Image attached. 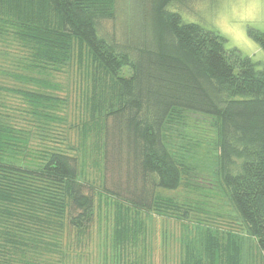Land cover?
Instances as JSON below:
<instances>
[{
    "label": "trees",
    "instance_id": "obj_1",
    "mask_svg": "<svg viewBox=\"0 0 264 264\" xmlns=\"http://www.w3.org/2000/svg\"><path fill=\"white\" fill-rule=\"evenodd\" d=\"M182 1L140 0L118 38L106 28L118 0H0V264H66L63 233L93 222L96 194L115 208L116 264L139 244L144 212L203 227L180 264H242L237 233L165 194L182 187L226 188L264 256V69L169 9ZM249 35L264 50V31ZM75 73L77 126L59 81ZM109 148L125 166L126 196L104 175L99 187L87 179L93 154L106 169Z\"/></svg>",
    "mask_w": 264,
    "mask_h": 264
},
{
    "label": "rangeland",
    "instance_id": "obj_2",
    "mask_svg": "<svg viewBox=\"0 0 264 264\" xmlns=\"http://www.w3.org/2000/svg\"><path fill=\"white\" fill-rule=\"evenodd\" d=\"M139 2L140 0H118L117 19L106 23L107 30L120 38L121 30L126 26L130 14L138 13ZM169 9L178 13L185 23L199 24L219 32L226 38L227 48L238 49L244 56L250 57L258 69H264V50L249 35L250 28L264 31V0H185L173 4ZM71 78L69 81L68 78H59V81L65 84L64 89L70 90L69 105L66 109L68 124L75 123L77 126L85 119V104L80 76L75 73ZM60 94L66 95V90ZM8 101L20 104L16 98H10ZM68 124L65 126L68 127ZM71 140L73 145L79 146L81 139L76 127L71 131ZM91 149L92 143L89 142L88 150ZM108 151L105 170L102 157L99 160L101 166L95 165L93 154L86 167L87 179L99 187L104 175L107 189L126 196L125 166L115 154H111L110 148ZM165 194L203 208L200 213L192 214L193 218H199L202 223L221 231L237 233L243 244L242 264H264V256L257 241L247 233L241 223L226 188H222L220 192L207 193L190 192L182 187ZM140 217L144 220V227L139 235V244L129 247L126 254L121 251L128 259L125 258L123 264H133L135 261L140 264H180L183 246L191 242L195 248L199 247L203 227L194 219L191 222L179 221L152 212L141 213ZM114 218L115 208L96 194L93 222L84 232L67 226L63 233L67 252L75 257L71 258L69 264H116L113 261L115 248L112 245Z\"/></svg>",
    "mask_w": 264,
    "mask_h": 264
},
{
    "label": "crops",
    "instance_id": "obj_3",
    "mask_svg": "<svg viewBox=\"0 0 264 264\" xmlns=\"http://www.w3.org/2000/svg\"><path fill=\"white\" fill-rule=\"evenodd\" d=\"M78 231V230H77ZM85 231V230H84ZM83 231V232H84ZM79 232V231H78ZM60 237V236H59ZM63 237V236H62ZM71 258H75L74 256H71V255H69L67 258H66V260H65V262H66V264H69L70 263V260H71ZM77 258V257H76Z\"/></svg>",
    "mask_w": 264,
    "mask_h": 264
}]
</instances>
